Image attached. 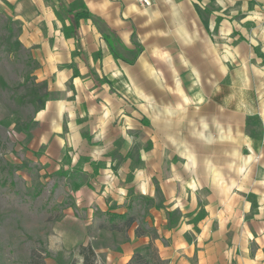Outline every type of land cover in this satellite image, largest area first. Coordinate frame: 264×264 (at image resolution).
I'll list each match as a JSON object with an SVG mask.
<instances>
[{"label": "crops", "instance_id": "0c3cea01", "mask_svg": "<svg viewBox=\"0 0 264 264\" xmlns=\"http://www.w3.org/2000/svg\"><path fill=\"white\" fill-rule=\"evenodd\" d=\"M60 1L78 0H0L54 94L34 116L33 144L48 161L58 146L70 177L104 178V194L109 185L124 194L130 172L136 193L153 199L158 186L164 197L144 206L76 198L62 234L91 245L97 264H129L150 244L157 264H264V44L236 43L243 28L229 15L205 24L198 0H81L100 21L81 19L76 38L65 34ZM131 145H146L142 165L131 156L114 169L104 155Z\"/></svg>", "mask_w": 264, "mask_h": 264}, {"label": "rangeland", "instance_id": "374dc122", "mask_svg": "<svg viewBox=\"0 0 264 264\" xmlns=\"http://www.w3.org/2000/svg\"><path fill=\"white\" fill-rule=\"evenodd\" d=\"M149 3L151 5V0ZM196 7L201 10L198 12L205 24L214 12L231 16L236 26L243 28V34L236 31V43L264 44V0H233L224 10L216 5V0H198ZM3 9L0 8V264H82L78 254L80 245L62 234L72 215L69 205L76 198L84 200L88 195L89 201L105 202L110 206H118L121 200L144 206L161 204L164 197L158 186L153 199L136 193L130 172L122 182L126 185L124 194L111 185L112 192L104 194L108 188L102 183L104 178L89 176L82 180L68 175V171L71 172L66 166L70 162L57 150L58 146H55L57 159L54 161H48L38 152V145L33 144V119L41 108L40 100L46 101L54 94L48 86L47 95L40 90L46 83L37 77L40 66L32 51L18 41V22ZM221 19L219 15L217 25ZM119 47L116 49L121 55ZM255 52L261 54L259 47ZM145 148L146 145H131L129 149L128 146H116L104 156H111L112 163L116 164H112L114 169L124 158L125 163L129 162L131 156L133 165L140 166L141 149ZM75 180L81 187L84 182H90L92 192H79L80 187H73ZM204 212L199 210L197 217L203 216ZM133 213L139 219L146 216L141 207ZM107 215L118 216L111 212ZM177 216L174 212L171 217ZM108 234V239L113 240L114 233ZM139 251L147 259L153 256L147 245L139 247ZM151 263L156 264V261ZM98 264H106L104 256Z\"/></svg>", "mask_w": 264, "mask_h": 264}, {"label": "trees", "instance_id": "16d2710c", "mask_svg": "<svg viewBox=\"0 0 264 264\" xmlns=\"http://www.w3.org/2000/svg\"><path fill=\"white\" fill-rule=\"evenodd\" d=\"M59 5H60V12L59 11L57 12L58 15L61 17V13H63L66 16V18L69 20V25L64 28L65 34L67 36L78 38L79 36L78 28L81 19L92 18L98 23L100 21V19L96 15H94L89 11L87 6L81 0L74 2L69 7L66 6L61 1ZM197 9L198 11H201L199 8ZM103 29H104V33H103L104 38L108 42L110 49L116 56H118L119 54L117 52L116 47L123 46L120 38L118 37L117 33L114 30L110 29L109 27L105 26L103 27ZM40 90L44 91V93H46L47 95V84L43 83L40 86ZM40 101H41L40 107H42L45 103V100L41 99ZM131 222L132 219L128 221V223ZM148 248L152 249L153 252L152 257H149V259H147L146 255H144L141 251L138 250L135 252L129 264H151L152 261H156V249H154L151 246V244L148 245ZM78 254L82 258V264H97V255L91 245H80L78 249ZM40 264L43 263L41 262Z\"/></svg>", "mask_w": 264, "mask_h": 264}, {"label": "built area", "instance_id": "2783aa9c", "mask_svg": "<svg viewBox=\"0 0 264 264\" xmlns=\"http://www.w3.org/2000/svg\"><path fill=\"white\" fill-rule=\"evenodd\" d=\"M142 4L149 5V0H139Z\"/></svg>", "mask_w": 264, "mask_h": 264}]
</instances>
